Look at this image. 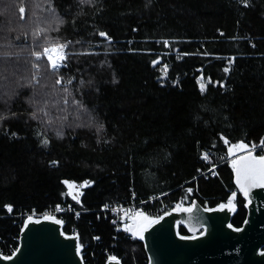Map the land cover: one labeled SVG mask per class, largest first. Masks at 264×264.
<instances>
[{
  "label": "trees",
  "instance_id": "obj_1",
  "mask_svg": "<svg viewBox=\"0 0 264 264\" xmlns=\"http://www.w3.org/2000/svg\"><path fill=\"white\" fill-rule=\"evenodd\" d=\"M57 42L67 61L52 70L41 50ZM261 140L264 0H0L2 252L20 215L56 206L80 210L59 217L82 245L107 246L104 203L214 206L233 188L229 145ZM65 179L86 182L77 198ZM110 248L146 264L132 237Z\"/></svg>",
  "mask_w": 264,
  "mask_h": 264
},
{
  "label": "water",
  "instance_id": "obj_2",
  "mask_svg": "<svg viewBox=\"0 0 264 264\" xmlns=\"http://www.w3.org/2000/svg\"><path fill=\"white\" fill-rule=\"evenodd\" d=\"M240 143L244 142L229 145L225 159L232 170V183L244 199L245 216L240 225L231 222L237 211V205L233 203L235 191L228 195L226 201L214 206H203L193 198L189 205H178L158 216L138 212L154 221L144 226L139 234L142 217L137 213H123L121 221L125 223L127 233L142 243L146 264H264V181H244L241 176V183L237 182V167L241 166L242 158L264 156V147L260 150L233 147ZM233 161L238 162L237 167L233 166ZM62 183L75 198L78 190L86 184L85 181L77 183L68 179ZM181 226L185 233L180 231ZM0 264L85 262L79 235L64 230L63 220L58 216L43 214L22 219L17 245L9 254L0 252ZM103 264L123 263L119 258H109Z\"/></svg>",
  "mask_w": 264,
  "mask_h": 264
},
{
  "label": "built area",
  "instance_id": "obj_3",
  "mask_svg": "<svg viewBox=\"0 0 264 264\" xmlns=\"http://www.w3.org/2000/svg\"><path fill=\"white\" fill-rule=\"evenodd\" d=\"M57 45H64L63 49L58 51V52H53L51 53L53 58L55 59L56 64H58L59 67H64L66 66V59H65V52L67 49V44L65 42H57L54 44H50L47 46H45L43 48V52L45 48H53ZM45 54V53H44ZM46 58L50 64V66L53 68L52 66V62L48 59V54H45ZM63 57V59H59V57ZM56 69V68H53ZM264 145L257 147V149L260 150V148H263ZM159 196L157 197H149L145 200H135L132 196L131 199H129L127 202H123V203H104L102 204L99 208L94 209L92 211H95L98 214H101L102 216H108L110 219V223L112 226V242L111 244L109 243V246L107 245H99L100 239L98 236H94L91 240V242H87L84 243L82 246V256H83V260L85 262V264H90L93 262V260L95 258H100L103 259L102 261L104 262V260L109 259L111 257H115V258H119L120 257L117 255V253L115 252V249L110 248L111 247H116L117 243L124 238H130L131 236L127 233V230L125 228V223H123L121 221V215L123 213L125 214H135L138 212H144L145 214L149 215V216H158L160 214H162L163 212L174 208L178 205L180 206H184L187 204V200H183V199H174V200H170L169 202H165L163 200H159ZM158 200V201H157ZM157 201V202H156ZM80 210H75L73 209V206L71 204H67V205H61V206H56L54 209L51 210H47L45 212H41V213H25L20 215L21 216V220L20 222L17 224L18 228H20L21 223H22V219L26 216L29 215H43V214H49V215H55V216H60V215H64V214H71L73 213L74 215H77L79 213ZM61 218V217H59ZM70 233H74L77 234L75 229H72L69 231ZM16 239V238H13ZM15 245L13 241H8V243L6 244V250L8 252L13 251Z\"/></svg>",
  "mask_w": 264,
  "mask_h": 264
},
{
  "label": "snow or ice",
  "instance_id": "obj_4",
  "mask_svg": "<svg viewBox=\"0 0 264 264\" xmlns=\"http://www.w3.org/2000/svg\"><path fill=\"white\" fill-rule=\"evenodd\" d=\"M20 12L23 13L24 12V8L21 7L20 8ZM101 36H105V33H100ZM64 47V45H57L53 48H45L44 49V53L48 54V59L52 62V66L53 68H55L56 62L55 59L53 58L52 54L53 52H58L60 50H62ZM37 56V58L40 57V53H36L35 54ZM59 59H63V57H59ZM202 90H203V86H202ZM45 143H47V141H45ZM261 144L264 145V140H261ZM234 148H240V149H247L249 146L244 144V143H240L238 145H234ZM252 148H255V145H252ZM205 158H207V155L205 156ZM241 164L240 167H237L238 162L237 161H233V166L237 167V182L241 183V176H243L244 181H256L257 179L264 181V156H260L258 159L254 156H245L242 158V161L239 162ZM67 183V182H66ZM69 187H73L72 185H69ZM8 208L9 211H11V206H6ZM221 207H224L223 205H221ZM138 217H142V221L143 223L139 226V230L137 232V234H139L140 232L143 231L144 226L146 225H150L151 223H154V221L149 220L147 217H144L142 213H137L136 214ZM47 218V217H46ZM29 219H31V217H29ZM57 223H59V221H57ZM129 231H131V228H128ZM6 259H10L11 257H5ZM111 260H116L115 257H111Z\"/></svg>",
  "mask_w": 264,
  "mask_h": 264
},
{
  "label": "flooded vegetation",
  "instance_id": "obj_5",
  "mask_svg": "<svg viewBox=\"0 0 264 264\" xmlns=\"http://www.w3.org/2000/svg\"><path fill=\"white\" fill-rule=\"evenodd\" d=\"M236 192V197L234 198V202L233 203H235L236 205H237V211L235 212V214L239 211V209H240V207H242L243 209H244V214H243V217H242V219H241V221L243 220V218H244V216H245V208H244V206H243V203H244V199H243V197H242V195H241V193L239 192V191H237L236 190V188L234 187V185H233V188H231V189H229V192L231 193V192ZM229 193V194H230ZM228 194V195H229ZM228 195H227V197H226V199H225V201L228 199ZM224 202V201H223ZM186 205H189V204H186ZM234 214V215H235ZM232 218H233V216H232ZM241 221L239 222V225H240V223H241ZM19 229V228H18ZM18 238V237H17ZM16 238V239H17ZM14 241H15V239H14ZM16 247V246H15ZM15 247H14V249H15ZM13 249V250H14ZM0 252H2V250L0 249ZM12 252V251H11ZM2 253H4V254H9L10 252H2Z\"/></svg>",
  "mask_w": 264,
  "mask_h": 264
},
{
  "label": "rangeland",
  "instance_id": "obj_6",
  "mask_svg": "<svg viewBox=\"0 0 264 264\" xmlns=\"http://www.w3.org/2000/svg\"><path fill=\"white\" fill-rule=\"evenodd\" d=\"M50 44H54V43H50ZM50 44H47V45H45V46H47L48 47V45H50ZM44 46V47H45ZM43 47V48H44ZM43 50V49H42ZM41 50V51H42ZM66 51H67V49H66ZM42 54L44 55V57L46 58V55L44 54V52L42 51ZM35 55V54H34ZM35 57H37L36 55H35ZM47 59V58H46ZM65 59H66V52H65ZM48 61V60H47ZM66 61H67V59H66ZM57 66L55 67L56 69H53L51 66H50V64H49V66H50V68L52 69V70H57V69H59V68H62V67H59L58 66V64H56ZM65 67V66H64ZM181 199H183V200H187V201H189L188 200V196L187 195H184L183 197H180ZM18 224V223H17Z\"/></svg>",
  "mask_w": 264,
  "mask_h": 264
},
{
  "label": "bare ground",
  "instance_id": "obj_7",
  "mask_svg": "<svg viewBox=\"0 0 264 264\" xmlns=\"http://www.w3.org/2000/svg\"><path fill=\"white\" fill-rule=\"evenodd\" d=\"M70 75V74H69ZM207 159V158H206Z\"/></svg>",
  "mask_w": 264,
  "mask_h": 264
}]
</instances>
